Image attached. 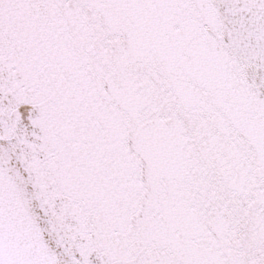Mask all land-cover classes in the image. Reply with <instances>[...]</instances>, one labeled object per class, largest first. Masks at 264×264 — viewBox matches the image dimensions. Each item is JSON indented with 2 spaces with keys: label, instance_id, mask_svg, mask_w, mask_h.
I'll return each instance as SVG.
<instances>
[{
  "label": "snow or ice",
  "instance_id": "obj_1",
  "mask_svg": "<svg viewBox=\"0 0 264 264\" xmlns=\"http://www.w3.org/2000/svg\"><path fill=\"white\" fill-rule=\"evenodd\" d=\"M0 264H264V0H0Z\"/></svg>",
  "mask_w": 264,
  "mask_h": 264
}]
</instances>
